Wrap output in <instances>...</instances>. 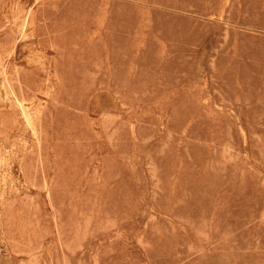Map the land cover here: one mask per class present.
<instances>
[{
  "label": "rangeland",
  "instance_id": "374dc122",
  "mask_svg": "<svg viewBox=\"0 0 264 264\" xmlns=\"http://www.w3.org/2000/svg\"><path fill=\"white\" fill-rule=\"evenodd\" d=\"M0 264H264V0H0Z\"/></svg>",
  "mask_w": 264,
  "mask_h": 264
}]
</instances>
